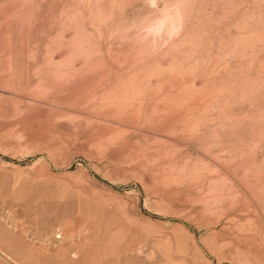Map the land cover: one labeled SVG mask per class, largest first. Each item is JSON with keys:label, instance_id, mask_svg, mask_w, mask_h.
I'll return each instance as SVG.
<instances>
[{"label": "rangeland", "instance_id": "1", "mask_svg": "<svg viewBox=\"0 0 264 264\" xmlns=\"http://www.w3.org/2000/svg\"><path fill=\"white\" fill-rule=\"evenodd\" d=\"M0 264H264V0H0Z\"/></svg>", "mask_w": 264, "mask_h": 264}]
</instances>
